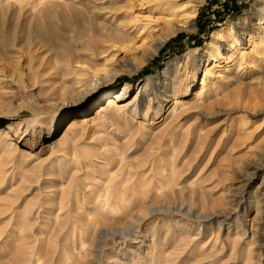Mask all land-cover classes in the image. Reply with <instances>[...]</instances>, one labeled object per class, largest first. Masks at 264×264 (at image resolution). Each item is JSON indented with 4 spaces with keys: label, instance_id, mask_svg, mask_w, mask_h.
<instances>
[{
    "label": "rangeland",
    "instance_id": "374dc122",
    "mask_svg": "<svg viewBox=\"0 0 264 264\" xmlns=\"http://www.w3.org/2000/svg\"><path fill=\"white\" fill-rule=\"evenodd\" d=\"M57 1L61 6L56 10L49 8L53 17L43 20L41 26L49 27L48 37L61 53L64 50V40L80 49L77 46L79 43L75 42L78 34L67 25L63 11L82 12L87 18L93 17L97 24L110 27L117 24L119 26L125 14L136 12V15L139 12L137 7L125 9L124 4L129 0ZM164 1L170 2L166 3L167 8L164 6L165 14L155 22L157 25L154 26L153 23L151 28L146 29L147 34L142 33L144 39L137 38L136 44L130 49L112 50L116 53L114 60L109 63L115 69L113 77L101 85L91 103L85 98L75 108L71 105L66 108L60 105L58 111L46 108L44 101L48 84L33 80L39 74L29 72L27 57L21 58L22 60L16 57L13 62H1L0 89H3V93H0V97L3 102L0 104V125L9 122L14 125L11 133L17 143V150L13 155L0 150V264H65L62 261L65 253L70 255L68 264H222L227 261L239 264L234 258L230 259L227 247L222 249L221 239L227 241L229 237L232 240L241 235L242 246L248 248L252 238V225H256L255 229L264 236V97L255 99L248 95L252 88L259 91L262 89L264 62L255 63V66L253 63H242L238 67L237 54L230 59L234 50L225 42L221 49L223 55L218 57L222 66L215 70L226 72L224 65L228 64V72L232 78L224 82V74L220 78L212 76L207 80L208 85H202L205 68L216 61L209 58L210 48L207 43L218 30L228 27L238 17H245L248 25H241L237 32L242 42L241 48L250 51L249 35L251 32H262V25L259 24L257 15L249 17L247 12L254 4L264 5V0ZM14 5L6 11L7 17L0 19L3 22H0V31L5 34L8 31L15 33L19 47L24 44L29 29L32 30L37 25L28 12L17 15V6ZM116 6L122 7V11ZM192 11L195 12L193 22L189 21L190 25L184 23ZM69 13L66 12L67 18H72L73 15ZM134 14H130V17L133 18ZM169 14L171 15L168 16ZM175 25L179 28L178 32L168 35ZM50 27H54L59 34L50 31ZM134 30L136 27L130 29L132 32ZM157 46L160 49L156 51ZM39 50L36 52L38 57L32 63L35 68L39 66V62H46L54 55V51H50L48 47ZM54 60L55 58L52 59ZM193 69L198 71L197 80L192 87H188ZM44 72L41 67V74ZM22 73L24 81L20 82L18 79ZM40 79L43 80L44 77ZM146 81L150 82L147 93L144 89ZM126 84L130 85V98L125 101L124 109L113 115V119H107L109 122H105L106 126L89 124L82 129L84 138L73 155L66 157L50 149L55 140L50 139L48 127L58 126L57 132L52 135L56 137L70 118L69 113L86 110L87 114L97 117L103 99ZM209 84L212 86L211 90ZM200 91H203V95L200 94L199 97L197 93ZM231 91L239 93L240 98L233 101L226 99V93ZM151 98L153 100L150 104ZM176 98L185 103L183 114L175 121L174 129L163 132L170 121V107ZM220 100L222 102L214 103L209 108H189L191 104L208 105ZM37 111L42 113L40 118ZM181 111L180 109L178 112ZM41 119L46 120L47 127H42L39 123ZM114 119L118 120V125H111V120ZM29 121L34 123L37 132H44L42 138L40 135L34 136L32 131L26 132ZM18 126L20 128L17 131ZM206 133L209 137L206 141L203 140V145L198 146V135L205 137ZM105 145L127 146L129 160L141 158L150 149L157 156L164 153L165 158H170L174 152L179 154V162H176L179 187L192 183L199 186L202 183L204 190L208 191V182L203 181L217 170L225 183L212 191L210 197L222 196L226 200L212 209L186 202L173 203L158 193L146 200L143 207L146 210L145 218L135 221L132 230L123 238L117 236L106 239L103 248H98L99 243L93 238H85L84 234L74 235L68 228L53 234L54 229L67 220V210L73 207V203L69 202V208L66 206L58 211V200L61 198V191L69 184V176L78 178L83 187L90 185L93 179L87 175L90 170L84 157L88 151L93 150V163H99V152ZM197 150L200 151L196 152ZM190 157L194 160L188 167L185 163H188ZM225 158H229V162L226 161L223 168L221 162ZM160 164L162 163L153 171L151 163L139 170L144 171L143 177L146 178L164 168L168 174L169 167H161ZM64 167L67 169L63 170ZM132 171L136 172V169ZM218 178L217 175L216 180ZM81 190L78 192L79 207L86 210L85 214H94V210L83 201L85 190H82L83 193ZM181 205L183 212L174 210L180 209ZM189 209L191 215L186 214ZM149 210L154 211L149 213ZM205 213H211L213 218L197 219V216ZM109 222L104 223L114 227H121L123 224ZM219 231L220 240L215 246L214 235ZM262 252L263 256L256 259H261V264H264V249Z\"/></svg>",
    "mask_w": 264,
    "mask_h": 264
},
{
    "label": "bare ground",
    "instance_id": "6f19581e",
    "mask_svg": "<svg viewBox=\"0 0 264 264\" xmlns=\"http://www.w3.org/2000/svg\"><path fill=\"white\" fill-rule=\"evenodd\" d=\"M3 2H6V3L3 5L2 4ZM168 2L164 0H129L127 4H124L125 9L127 7L132 10L135 7H137L139 9V12H137L136 15L134 14L136 12L130 13V14H134L133 18L130 17L129 13L125 14V18L122 17L124 18L122 22L119 21L120 22L119 26L117 24V26H113V27H110L108 25L97 24V22L95 21L93 17L87 18L82 12L74 13L72 11H63L64 13L63 16L66 17L67 25L70 28H73L74 30H76L78 34L75 42L79 43V44L77 43L76 44L80 49H78L77 47L74 48L75 44L68 42L67 40H64V43L62 42L64 50L61 53V51L57 50V47L54 45L53 40L50 37H48L49 27L47 26L46 28V27L41 26L42 24L41 22H44L43 20H45L48 17L49 19L53 17V15L50 14L48 9L50 8V9L56 10V8H59L61 6L57 0H13V1L12 0H0V19L1 20L3 17H7L5 16L6 15L5 13L8 10V8L10 9L12 4H15L17 6V8L15 9L17 12V15L21 16L23 12L24 13L28 12L30 14L31 20L34 21L37 25L36 26L34 23L36 27H34L32 30L29 29L30 31L27 34V36H25L26 40L24 44H22L19 47H18V44L16 43L17 36L15 33H9L8 31V33L5 34L0 31V66L2 64L1 62L8 61V60L13 62V60H15L14 58L16 57H18L19 59L23 57H27V63L29 64V67H28L29 72L30 73L37 72L39 74L38 78L37 77L36 79L33 78V80L35 82L40 83L42 81L43 83L48 84L45 89L46 98L44 101V107L46 108L50 107V108L56 109L57 111L59 110L58 107L60 105L63 106L64 108L68 107V105L69 106L71 105L73 106V108H75V107H78L79 104L85 98H88L89 103H91L96 98L98 94V89L101 87V85L111 80L113 77V72L115 69L111 68L109 63L111 60H114L116 53H113L112 50L113 49L115 50L116 48L120 51L124 49H130L131 46L133 47L136 44L135 40L137 38L144 37V36H141L143 35L142 34L143 32L144 33L146 32L147 34V30H146L147 28H151L152 27L151 25L153 23H154V26L155 24L157 25V23L155 22L161 19V16L165 14L164 6ZM124 5L122 4V6ZM177 6H175L176 9H177ZM115 8H117V6ZM117 9L119 11H122L120 10L122 9V7L119 8L118 6ZM66 10H67V7H66ZM263 11H264L263 4H254L252 7H250V9L247 12V15L249 17H252L253 15H257L259 24L262 25V28H261L262 32L261 31L260 33L251 32L249 35V42L252 48L250 51H248L245 48H241L242 42L240 41V38L238 37V32H237V30L240 27H242L241 25H244V26L248 25L247 22L245 21L246 19L245 17H238L228 27L218 30L214 34V38L207 43V45L210 48L209 58L216 59V61L212 62L211 65H207V67L205 68V73L202 77V85L204 87L208 85L207 80L212 76L220 78L224 74L223 76L224 82L232 78V75L229 74L228 72L230 71V66L228 64L224 65L226 67V68L224 67L226 72H222V70H219V71L215 70L216 68H220L222 66L221 62L218 60V57H221L223 55L221 49L223 46L222 44L225 42H228V44H230V46L234 50L233 53L230 55V59L235 57V55L237 54L238 61H239L237 62L239 63L238 67L242 66V63H247L249 65L253 63L255 66V63L258 64L259 62L260 63L264 62V13ZM66 12L67 13L71 12L69 14L73 15V17L71 18L69 16V18H67L68 15L66 14ZM170 13H171V10H170ZM194 13L195 12L193 11L190 12L188 14L190 15V17L189 16L186 17L187 21L185 22L183 21V22L188 23L189 21H192V18L194 17ZM170 15L171 14H169L168 16ZM182 16H184V14ZM166 18H169V17H166ZM1 20L0 22L2 24L3 22ZM138 22L141 24H137ZM176 26L177 25H175V27H173L172 29L170 28L171 29V30L169 29L170 31L168 30L169 31L168 35H172L178 32L179 28H177ZM132 27L133 28L136 27V30H134V32L130 31ZM15 28H17V26ZM53 28L54 27H50V31L52 30L54 31V33L56 32V34H59ZM1 29H4V28H1ZM19 30H20V27H19ZM60 37L61 36L59 35V39ZM146 38L147 37H145V39ZM144 41L145 40H143V42ZM35 42L36 44H34ZM44 47H48L50 51H54V53L52 52L54 54L53 55L54 57L52 56V58L46 62L45 61L39 62L40 63L38 66L39 68L38 67L35 68L32 65V63L34 59L38 57L36 52L39 49L41 50V48H44ZM159 49H160V46H157L156 51ZM12 53H15V54L13 55ZM53 58H55L54 61H52ZM18 64L20 65V63ZM41 67L45 71L42 74H41ZM197 74H198L197 69L191 70V79L187 83L188 87L193 86L194 82L197 80V76H198ZM23 76L24 74L22 73L18 79L20 82L24 81ZM43 77L44 79L41 80L40 78H43ZM149 86H150V82L146 81L144 83L145 93L148 92ZM209 87L211 90L212 86H210V84H209ZM0 90H1L0 93L2 95L3 89H0ZM203 91L205 90L203 89ZM249 91L250 92L248 93V95H250V97L255 98V99H258L259 97L263 98L264 97V83L260 91L257 88H252V90H249ZM173 92H174V95H176L175 88L173 89ZM202 92L200 91L199 93H197V95H199L200 97V94H202ZM129 98H130V85L126 84L124 87L120 88L115 93L108 94L103 99V103L100 107V111L97 117H94L91 114H87L86 110H83L82 112L69 113L68 115H70V118L67 120L64 127H62L61 132L56 137H52V135L57 132L58 126H52L50 128L48 127V134H49L50 139L55 140L54 144L50 145V149L55 151V153L56 152L61 153L62 155H65L66 157L67 155L69 156L71 154L73 155L76 149L79 147L81 139L84 138V135L81 133L82 129H84L89 124H92L93 126H97V127L106 126L105 122L106 123L107 121L109 122V120L107 119H113L111 118V117H114L113 115H115L119 111H122V109H124L125 107V101H127ZM225 98L228 100H232V101L238 100L240 98V94L231 91V92L226 93ZM136 99L137 98H135V100ZM152 100L153 99L151 98L150 104ZM221 100L215 101L208 105H201L199 103H195V104H191L189 108H192V107L209 108L213 106L214 103L222 102ZM2 102L3 100L0 97V104ZM184 106H185V103L183 101H181L178 98L175 99L174 104L170 107V121H168V123L166 124V127L163 129V132L169 131L171 128H173V126L175 125V121H177L178 118L181 117V115L183 114ZM180 109L182 111L178 112ZM37 116L40 118L42 116V113L40 111H37ZM111 121H112L111 125H116V124L118 125V122H117L118 120L115 121L114 119ZM39 123L42 124V127L46 126V120L41 119L39 120ZM14 128H15L14 125L11 124L10 122L0 125V150L10 155H13L17 150V143L14 142V137L11 133V130H13ZM19 128L20 126H18L17 131L19 130ZM26 128H27L26 132L30 133L32 131V133H34V136L40 135L41 138L43 137L44 132L43 131L37 132L36 131L37 129L35 128L34 123L32 121L28 122V125L26 126ZM208 137L209 135L207 133L205 137L202 134L198 135L197 145L198 146L200 144L203 145L205 143L203 140L206 141V138ZM126 147L127 146L111 147L109 145L108 146L105 145L103 149L101 148L102 150H100L99 152L100 156L98 157L101 158L99 163H93V159H94V158L92 159V155L94 152L93 150H90L87 152L86 156L84 157L86 159L87 166L89 168L87 169L90 170V171H87L88 172L87 175L91 177L93 181L91 180L92 182L90 185L89 184L86 186L84 185L83 187V183L80 182L78 178L72 175L69 176L71 177L69 184L66 189L61 191L62 195H61L60 200H58L60 202V206H58L60 210L58 211L60 212L63 207H66L70 205L71 203H73V207L69 208L68 206L69 209L66 212L68 215V216L66 215L67 220L60 223V225H58L54 229L53 234L55 233L58 234L62 232L64 229L68 228V230L71 231L72 234L74 235L84 234L85 238L86 236L93 238L99 243L98 248H103L106 239H108L109 237L118 236V237L123 238V236L128 235L130 232L129 230H132V226L135 223V221L137 220L139 221L142 218H145L146 210L143 207H144L146 200L150 197H155V195L158 193H160L162 196L166 197L170 202H173V203L186 202V203H189L190 205L209 206L212 209L215 208L218 204L221 205L223 204V202H225L226 199H224V197L222 196L217 197V198L210 197V195H212L213 193L212 191L219 188L224 182V179L220 176L217 170H215L212 174H210V177L206 178L203 181V183L208 182L207 183L209 187L208 191L204 190V184L202 183L199 186L192 183V184H189L188 186L179 187L180 182L178 183L179 180L177 179L179 178L178 177L179 170H177L178 166L176 163V162H179L178 161L180 159L179 154L176 155V153L174 152V154H171L172 156L170 158L169 157L165 158L164 153L157 156L153 152V150L150 149L141 158H138V159L136 158L135 160L134 159L129 160ZM200 150H197L196 152ZM193 160H194L193 158L189 159V161L187 160L188 163H185V165L190 167L191 164L193 163ZM226 161L229 162V158L223 159L222 162L220 161L223 168H225L224 166H226L225 164ZM160 162L162 163L160 164L161 167H163L162 165L169 167V171L167 170L168 174L165 173L166 171L165 168L163 170L159 167L162 171L154 172V174L151 175L149 178H146V176L143 177L144 171L141 172V170L139 169H142V168L144 169V167L148 163H151L152 171H153L155 170L156 167L159 166L158 164ZM64 169L66 170L67 168L64 167L63 170ZM133 169H136V172H133L132 171ZM63 173L65 174V172ZM65 175H68V174H65ZM217 175L219 176V178L216 180ZM87 177L85 179H88ZM213 184L214 186H211ZM81 189L85 190L86 192V195L83 201L85 202V204L88 205V207L91 210H94V214H85L86 210L85 209L83 210L81 207H79L78 194L80 193L79 190ZM69 202L70 204H68ZM174 210L183 212L182 205L180 209H174ZM190 210L191 209H189V211L186 213L187 215H191ZM153 211L154 210H149L148 212L152 213ZM211 213H205V215H203L204 214L203 212V214L197 216V219H200V220L212 219L213 215ZM105 221H108V222L111 221L115 223L123 222V224L121 227L120 226L114 227V226H108L107 224L104 223ZM222 223H220L219 225H222ZM255 226L252 225V229H251L252 232L250 231L251 232L250 235L252 236V238L249 242L248 248H244L242 246L241 244L242 240L240 239L241 235H240V238H235L232 240L230 237H229L230 239L228 238L227 241H224L221 239L220 244H222V249L227 247L229 249L228 251H230V259L234 258V261H239V264H261V259L257 260L256 258L258 256L259 257L263 256L262 251L264 249V236H263V233L259 234L260 231H257L255 229ZM219 233L220 231L218 232V234L214 235L213 245L215 246L220 240ZM213 234L214 233H213V228H212V235ZM69 257L70 255L65 253L64 260L62 261L65 264H68ZM80 264H85V263H80ZM222 264H230V261L222 262Z\"/></svg>",
    "mask_w": 264,
    "mask_h": 264
}]
</instances>
